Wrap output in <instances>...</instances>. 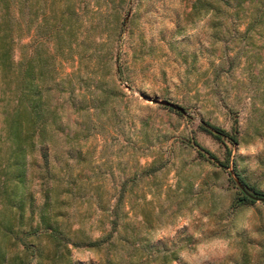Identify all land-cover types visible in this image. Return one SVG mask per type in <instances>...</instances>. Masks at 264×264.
Returning a JSON list of instances; mask_svg holds the SVG:
<instances>
[{
  "label": "rangeland",
  "instance_id": "374dc122",
  "mask_svg": "<svg viewBox=\"0 0 264 264\" xmlns=\"http://www.w3.org/2000/svg\"><path fill=\"white\" fill-rule=\"evenodd\" d=\"M60 1L0 0V159L19 95L17 63L35 64L38 51L47 57L48 99L56 109L46 129H62L49 134V175L61 187L76 185L60 194L71 200L66 210L73 229L82 230L73 235L80 244L71 247L72 262L108 264L132 254L136 264H189L180 253L222 237L233 251L201 264H264V200L241 201L242 193H253L237 179L238 172L264 193V151H239L264 143V24L243 33L252 6L236 14L221 3L210 30L192 33L204 15L194 0H73L79 18L70 39L57 21ZM79 52L86 55L81 62ZM84 65L97 71L107 92L96 90L100 105L88 93L93 87L83 91L70 78ZM213 126L229 133L236 126L237 141L217 139ZM40 148L27 157L33 183L44 172ZM34 189L38 198L39 186ZM97 194L111 204L120 199L115 224L112 206L108 213L96 208ZM186 214L192 215L188 225L156 238ZM113 225L110 240L91 246ZM147 242L148 256L140 248ZM85 250L100 259H74Z\"/></svg>",
  "mask_w": 264,
  "mask_h": 264
},
{
  "label": "trees",
  "instance_id": "16d2710c",
  "mask_svg": "<svg viewBox=\"0 0 264 264\" xmlns=\"http://www.w3.org/2000/svg\"><path fill=\"white\" fill-rule=\"evenodd\" d=\"M60 2L63 5L58 13L57 21L60 22L59 26L63 33L71 39L76 35L78 26H74L73 22L79 18V14L74 8L73 0H61ZM221 3L231 5L236 14H239L241 9L248 11V5L252 6L243 33H248L264 24V0H194L193 6L199 7V10H202L206 15L209 12H222ZM51 12L55 18V11ZM95 13L99 14L98 11ZM36 53L38 57L35 58V64L30 61L25 66L23 60L17 63L20 76L19 95L16 107L7 121L8 146L0 159V264H77L72 262L70 253L72 246L80 244L73 239V235L82 230L80 228L73 229L66 210L71 200L64 199L60 195L62 193L70 194L71 186L76 185L73 181H66L64 183L66 186L61 187V183L49 175L47 151L49 134L51 131L62 129H46L50 122L56 119V109L50 106L48 99L51 87L48 84L47 57H42L38 51ZM60 54L62 55V53ZM75 55L79 62L86 57L85 53L81 52ZM88 58H91V54ZM96 72L84 65L77 67L69 75L71 79H76V83L83 88V91L89 89L90 86L93 87V90H89L88 93L92 96V102L100 105L102 103L100 96L107 92L102 88L101 80L95 78L94 73ZM69 84L71 86V80ZM73 90L74 88L71 86L69 91L73 92ZM96 90H99L101 95L95 94ZM81 95L85 98L84 92L81 91ZM235 123H237L236 119ZM213 127L218 132L213 134L217 139L223 140L221 136L225 135L232 142L237 141L238 129L236 126L231 133ZM38 145L41 146L39 151L43 165L41 167L44 172L38 171L33 178L39 182L33 183L32 177L30 178L27 157L36 151ZM206 152L210 157H214L211 152L207 150ZM46 174L49 178L44 179ZM237 178L251 193L264 197V193L248 183L238 172ZM35 185L39 186L38 198L37 191L34 189ZM58 188H61V191ZM57 189L58 193L55 192ZM240 200L253 201L244 193L241 194ZM120 202L119 199L111 204L109 200L103 199L100 194H97L94 204L103 213H108L112 206L115 221L113 219L111 222L115 224L118 216L114 212L120 207ZM111 229L108 234L95 241H89L91 246H98L100 242L110 240L113 231L116 230V225H113ZM117 237L122 242L128 243L131 251L137 250L138 247L133 246L135 241H129V237L126 235L119 232ZM146 244L140 248L147 250L146 256H148L151 254V250L149 243ZM160 254L163 260L168 256L167 253ZM131 255L121 257L116 262L108 259L107 263L136 264L130 259Z\"/></svg>",
  "mask_w": 264,
  "mask_h": 264
},
{
  "label": "clouds",
  "instance_id": "9594fccd",
  "mask_svg": "<svg viewBox=\"0 0 264 264\" xmlns=\"http://www.w3.org/2000/svg\"><path fill=\"white\" fill-rule=\"evenodd\" d=\"M212 19V13L209 12L206 15H202V17L198 20L195 27L190 29V32L195 33L201 30L208 31L209 21ZM241 154H251L256 155L260 151H264V143L257 141L255 144H249L247 147H240L239 149ZM253 209H249L246 213L247 216H251L253 214ZM195 215H199L198 212L194 210ZM192 220V215H185L181 218L175 226L166 225L165 227L159 229L156 233V238L160 239L163 237L174 236L176 231L183 226L188 225ZM244 227H250L248 223L244 224ZM231 241L226 238H215L210 241H205L196 246V250L194 252H189L185 250L180 253L181 259L186 260L189 264H201L203 260H207L210 257H223L225 255L230 254L233 249L230 246ZM74 259H79L82 261L95 260L98 261L100 259L99 253L95 250H85L84 252H76L74 254Z\"/></svg>",
  "mask_w": 264,
  "mask_h": 264
},
{
  "label": "water",
  "instance_id": "95a60500",
  "mask_svg": "<svg viewBox=\"0 0 264 264\" xmlns=\"http://www.w3.org/2000/svg\"><path fill=\"white\" fill-rule=\"evenodd\" d=\"M169 105H171V104H169ZM237 179H238V178H237ZM238 181H239V179H238ZM239 183H240V185H241L243 188H245V187L241 184L240 181H239ZM245 195H247L250 199H253V198H255V197H261L260 199L264 200V197H262V196H256V195L249 194V193H245Z\"/></svg>",
  "mask_w": 264,
  "mask_h": 264
}]
</instances>
